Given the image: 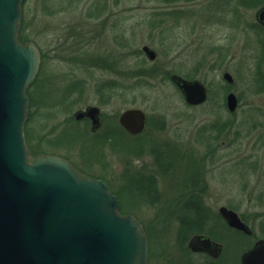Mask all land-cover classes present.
Wrapping results in <instances>:
<instances>
[{
	"label": "rangeland",
	"instance_id": "obj_1",
	"mask_svg": "<svg viewBox=\"0 0 264 264\" xmlns=\"http://www.w3.org/2000/svg\"><path fill=\"white\" fill-rule=\"evenodd\" d=\"M225 1L25 0L22 6L20 30L26 28L27 44L41 55L40 76L27 92L28 150L35 151L32 158H65L104 182L121 214L144 227L148 264L204 263V255L188 256L180 244L192 203L208 212L204 229L227 239L216 264H239L251 241L226 235L224 222L214 218L221 207L253 231L251 246L264 240V92H258L264 35L250 26L257 0ZM218 9L229 18L243 10L245 26L238 17L219 20L212 15ZM144 47L156 53L153 62ZM226 73L232 86L223 80ZM173 74L202 81L207 103L188 107L170 81ZM228 91L240 100L234 115L225 107ZM89 106L102 111L97 134L73 118ZM128 109L147 116L137 137L117 130L118 116Z\"/></svg>",
	"mask_w": 264,
	"mask_h": 264
},
{
	"label": "water",
	"instance_id": "obj_2",
	"mask_svg": "<svg viewBox=\"0 0 264 264\" xmlns=\"http://www.w3.org/2000/svg\"><path fill=\"white\" fill-rule=\"evenodd\" d=\"M25 0H0V264H148V238L133 215H122L118 201L102 181L86 177L61 157L32 159L24 128L29 120L28 89L41 69V55L32 44H21L19 30ZM258 17L264 24V9ZM149 61L156 53L148 47ZM223 79L233 83L229 73ZM172 82L189 106L206 103L208 91L198 80L177 75ZM230 113L238 109L234 93L227 96ZM76 121L89 119L91 131L101 127V110L77 111ZM146 115L128 109L120 126L137 136ZM219 214L229 228L251 236L240 216L226 207ZM193 253L218 260L223 246L204 235L190 239ZM209 264H215L211 262ZM241 264H264V240L241 256Z\"/></svg>",
	"mask_w": 264,
	"mask_h": 264
},
{
	"label": "trees",
	"instance_id": "obj_3",
	"mask_svg": "<svg viewBox=\"0 0 264 264\" xmlns=\"http://www.w3.org/2000/svg\"><path fill=\"white\" fill-rule=\"evenodd\" d=\"M19 39H20V42L22 43V44H27L29 41H28V36H27V34H26V28L23 26V25H21V30H20V34H19ZM188 80H195V78H187ZM263 81H264V79H263ZM257 83H255V85H256ZM258 84H259V90H258V92L259 93H262V92H264V82H259L258 81ZM31 99H32V97H31V95L29 96ZM33 101V100H32ZM32 106V105H31ZM31 116L32 115H30V119H29V123H31L32 122V119L33 118H31ZM28 123V124H29ZM27 127V126H26ZM214 128H217V126H215ZM226 128H227V132H228V134H230L229 132L230 131H232V124H227V126H226ZM117 130H118V132L119 131H121L122 133H125L124 131H123V129L119 126V125H117ZM213 131H215V129H213ZM218 131V133L219 134H217L218 136H217V140L216 141H218L219 140V137H220V135H221V133L219 132V130H217ZM121 134V133H120ZM126 134V133H125ZM29 138H30V135H29ZM26 139H27V142H28V145H29V139H28V137L26 136ZM31 139V138H30ZM30 146V145H29ZM30 150H31V154L32 155H34V153H35V151H33L32 150V148H30ZM39 153V152H38ZM37 154V153H36ZM35 154V155H36ZM120 204V203H119ZM120 208H121V210H122V207H121V205H120ZM186 210H187V212H193V217H190V218H188V219H183L182 221H181V225H180V232H179V234L181 235H179L180 237H181V247H182V249L183 250H185V252L188 254V256H192L193 254L191 253V251L188 249V247H187V242L189 241V239L191 238V237H193L194 235H206V236H208V237H210V238H212L214 241H216V242H219V243H221V244H223V246H224V250H226L227 251V249H228V242H227V239L225 238V236L224 235H222L221 233L219 234V233H215L214 231H211L210 230V232L209 231H206L205 229H204V225H207L206 223H204L203 221H202V219L203 218H205V217H207L208 216V212H205V213H203V212H201V209H200V206L197 204V203H192L191 205H189V206H187L186 207ZM211 217L212 216H210V219H211ZM215 219H219V220H221L222 221V219H221V217L219 216V215H217L216 217H214ZM225 229L227 230V236L228 237H230V235H232V233L231 232H229V231H233V230H231V229H229L226 225H225ZM234 232V234L236 235V236H238V238L241 236V237H244V238H246L247 240H248V242L251 240L252 241V239L255 237L254 236V234H253V236L252 237H247V236H245V235H242V234H240V233H238V232H235V231H233ZM250 241V242H251ZM248 243L246 246H244V247H242V251L243 252H245L246 250H248L249 248H251V243ZM240 264V263H239Z\"/></svg>",
	"mask_w": 264,
	"mask_h": 264
},
{
	"label": "flooded vegetation",
	"instance_id": "obj_4",
	"mask_svg": "<svg viewBox=\"0 0 264 264\" xmlns=\"http://www.w3.org/2000/svg\"><path fill=\"white\" fill-rule=\"evenodd\" d=\"M238 1V3L240 2V0H237ZM225 2H227V0L225 1ZM257 7V8H256ZM255 8H256V10H255V14L253 15V19L251 18V24H250V26H252V27H254V29H256L257 31H260L263 35H264V24H263V22H261L260 21V18L258 17V15H259V13H260V11L261 10H263L264 9V1H256V3H255ZM223 11V9H218V10H213L212 12V15L214 14V15H218V16H222V18L223 19H219V20H222L223 22H225V21H228V20H230V19H232V20H230V22H233V21H236V17H238V20H237V22H242L243 21V26H245L244 25V23H245V19H246V15L244 14V12H243V10H240V11H237L236 12V10H235V16L233 17V18H229L228 17V14H225V13H223L222 12ZM243 13V14H242ZM219 22V21H218ZM226 23V22H225ZM231 92L230 91H228L227 93H226V97L230 94ZM225 101H226V99H225ZM238 101H240L239 100V98H238ZM225 107H226V105H225ZM101 117H102V115H101ZM81 122H88L89 123V125H90V130H91V121L90 120H88V119H84V120H82ZM102 127H103V121H102V125H101V128L96 132V133H93V134H97L101 129H102ZM92 132V131H91ZM65 159V158H64ZM67 160V159H66ZM70 162V161H69ZM71 163V162H70ZM72 164V163H71ZM73 165V164H72ZM74 166V165H73ZM75 167V166H74ZM76 168V167H75ZM202 255H204L205 256V261H204V263L203 264H208V263H210V257L208 256V255H206V254H202Z\"/></svg>",
	"mask_w": 264,
	"mask_h": 264
}]
</instances>
